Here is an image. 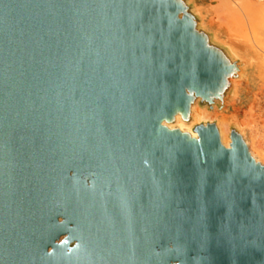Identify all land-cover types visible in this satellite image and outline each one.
<instances>
[{
	"label": "water",
	"instance_id": "water-1",
	"mask_svg": "<svg viewBox=\"0 0 264 264\" xmlns=\"http://www.w3.org/2000/svg\"><path fill=\"white\" fill-rule=\"evenodd\" d=\"M240 63L196 0H0V264H264V164L168 125Z\"/></svg>",
	"mask_w": 264,
	"mask_h": 264
},
{
	"label": "bare ground",
	"instance_id": "bare-ground-1",
	"mask_svg": "<svg viewBox=\"0 0 264 264\" xmlns=\"http://www.w3.org/2000/svg\"><path fill=\"white\" fill-rule=\"evenodd\" d=\"M196 10L202 27L217 41L227 44L233 55L235 46L241 47L248 59L241 67L245 79L233 80V88L223 109L217 104L208 107L196 101L190 123L178 115L175 122L168 125L197 136L193 130L195 123L216 122L226 146L231 143V128L236 127L253 157L264 164V94L262 96L259 92L264 86V0H196ZM241 106L243 111H240Z\"/></svg>",
	"mask_w": 264,
	"mask_h": 264
},
{
	"label": "rangeland",
	"instance_id": "rangeland-1",
	"mask_svg": "<svg viewBox=\"0 0 264 264\" xmlns=\"http://www.w3.org/2000/svg\"><path fill=\"white\" fill-rule=\"evenodd\" d=\"M205 1H210V0H205ZM257 2H259L260 0H256ZM236 47V53H234V56L235 57H239L243 62L240 63V66L242 67L243 65H246L247 64V57L245 55V53L241 50V47H238L237 45L235 46ZM240 51V52H239ZM238 78H244L245 79V76L242 74L241 72V75L238 77ZM252 94L254 93L253 89H250L249 90ZM259 92L262 94H264V86L259 90ZM260 94V95H261ZM262 94V96H263ZM264 97V96H263ZM242 108H240V111H243V106H241Z\"/></svg>",
	"mask_w": 264,
	"mask_h": 264
}]
</instances>
